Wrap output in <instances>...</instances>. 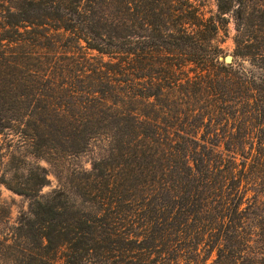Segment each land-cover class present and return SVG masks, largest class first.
Here are the masks:
<instances>
[{"label": "trees", "instance_id": "obj_1", "mask_svg": "<svg viewBox=\"0 0 264 264\" xmlns=\"http://www.w3.org/2000/svg\"><path fill=\"white\" fill-rule=\"evenodd\" d=\"M214 3L0 0V264H264V0Z\"/></svg>", "mask_w": 264, "mask_h": 264}, {"label": "rangeland", "instance_id": "obj_2", "mask_svg": "<svg viewBox=\"0 0 264 264\" xmlns=\"http://www.w3.org/2000/svg\"><path fill=\"white\" fill-rule=\"evenodd\" d=\"M203 13H205L207 16L210 13H214L216 10L214 0H204V6L201 8ZM235 35V30L233 23L230 22L226 28L225 32H220L218 36L215 38L214 44L219 47L221 51V57L220 59L223 61L226 56H231V64L234 66L241 65L242 67L248 69L249 64L245 60L241 59H236L233 56V51H234V43H233V38ZM226 65L227 63L223 61ZM9 138L2 139L4 141V145L7 144ZM8 149L6 146H4L3 152H6ZM8 152H11V150H8ZM7 158V157H6ZM90 156L82 157L80 158L79 162L85 167H89V161H90ZM8 161V159H5V162ZM37 163L45 168L49 169L48 164L44 160H38ZM4 169V168H2ZM48 180L50 181V185L44 186L42 188V193L43 194H48L51 192V190L55 187H57L58 180L56 177L52 174L50 171L47 175ZM0 201L4 204V206L7 208L8 211V222H7V227H12L16 224L17 219L19 216L26 212L27 207H28V202L26 199L23 197H20L10 190H8L4 185L0 184ZM213 258V257H212ZM208 260L207 263H210L211 259Z\"/></svg>", "mask_w": 264, "mask_h": 264}, {"label": "water", "instance_id": "obj_3", "mask_svg": "<svg viewBox=\"0 0 264 264\" xmlns=\"http://www.w3.org/2000/svg\"><path fill=\"white\" fill-rule=\"evenodd\" d=\"M231 59V56H226L223 61H225L227 64H230Z\"/></svg>", "mask_w": 264, "mask_h": 264}]
</instances>
